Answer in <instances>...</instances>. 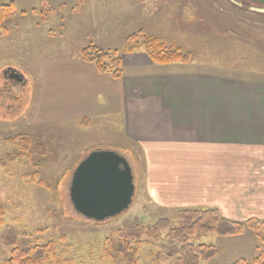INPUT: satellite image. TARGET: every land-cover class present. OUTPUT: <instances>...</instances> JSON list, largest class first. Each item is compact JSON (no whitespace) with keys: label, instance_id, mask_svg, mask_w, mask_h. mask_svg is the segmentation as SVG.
Masks as SVG:
<instances>
[{"label":"rangeland","instance_id":"rangeland-1","mask_svg":"<svg viewBox=\"0 0 264 264\" xmlns=\"http://www.w3.org/2000/svg\"><path fill=\"white\" fill-rule=\"evenodd\" d=\"M85 1L0 0V5H14L13 15L5 23L7 33L0 36V115L5 117L0 120V240L7 230L26 232L40 244L55 242L56 255L66 264H113L106 256L109 244L105 242L109 238L116 242L118 231L133 224L152 226L162 218L169 220L171 229L180 228L181 223L176 212L165 214V209L151 205L143 181L141 154L131 151L130 144L116 133L102 135L96 126L86 128L83 120L55 125L43 116L36 121L30 100L35 83L27 66L53 53L57 57L79 54L88 44L121 52L129 35L143 31L167 47H179L190 55L192 63L264 72V9L241 0ZM10 65L22 69L30 80L22 95V86L1 77ZM22 96L24 117L7 121ZM1 102L6 109L1 108ZM39 145L44 146V156L36 150ZM95 150L123 156L132 169L135 185L129 209L98 224L79 216L68 196L73 170ZM168 234L165 231L154 239L143 238L137 264H167L168 256L177 258L179 245ZM188 241L193 246L216 249L215 259L200 264L252 259L259 246L249 230L239 237L193 235ZM9 253L0 241V264L5 263ZM119 260L117 264H122Z\"/></svg>","mask_w":264,"mask_h":264},{"label":"crops","instance_id":"crops-1","mask_svg":"<svg viewBox=\"0 0 264 264\" xmlns=\"http://www.w3.org/2000/svg\"><path fill=\"white\" fill-rule=\"evenodd\" d=\"M120 56L118 80L78 54L53 53L26 65L35 83L30 100L36 121L83 120L102 135L116 133L140 152L148 200L165 214L215 209L230 221L264 219V72L192 61L158 65L142 50ZM5 71L18 76L7 82L22 86V95L26 73L10 65L3 79ZM23 99L7 121L24 117Z\"/></svg>","mask_w":264,"mask_h":264},{"label":"trees","instance_id":"trees-1","mask_svg":"<svg viewBox=\"0 0 264 264\" xmlns=\"http://www.w3.org/2000/svg\"><path fill=\"white\" fill-rule=\"evenodd\" d=\"M13 3L0 5V36L7 33L6 21L13 15ZM126 53L142 50L150 61L158 65L172 63L188 64L192 61L190 55L182 53L177 48L167 47L159 38L146 35L138 31L129 35L125 40ZM79 58L93 65L99 74H110L114 79L122 75L121 56L116 49H102L95 45L84 46L78 54ZM44 146H37V152L44 156ZM41 185V182L39 183ZM3 209L0 208V226L2 225ZM181 225L178 229H171L168 219H159L152 226L133 224L117 232V241L109 238L106 256L112 259L113 264H137L139 246L143 238L154 239L160 233L169 231L171 241L179 245L177 258H165L167 264H200L216 258L217 251L212 246L189 244L193 235L215 234L222 238L241 236L245 230L253 233L259 246L252 259L241 258L232 264H264V220L251 219L243 223L222 218L215 209H188L176 213ZM93 224H98L94 223ZM37 233H42L39 231ZM60 240H63L62 238ZM1 244L10 250L9 257L4 264H66L61 261L55 250V242L40 244L33 240L26 232L17 234L7 230L1 238ZM112 251V252H111Z\"/></svg>","mask_w":264,"mask_h":264},{"label":"water","instance_id":"water-1","mask_svg":"<svg viewBox=\"0 0 264 264\" xmlns=\"http://www.w3.org/2000/svg\"><path fill=\"white\" fill-rule=\"evenodd\" d=\"M264 6V0H244ZM135 185L128 161L110 150H95L72 172L69 201L87 221L102 223L126 212L133 200Z\"/></svg>","mask_w":264,"mask_h":264},{"label":"flooded vegetation","instance_id":"flooded-vegetation-1","mask_svg":"<svg viewBox=\"0 0 264 264\" xmlns=\"http://www.w3.org/2000/svg\"><path fill=\"white\" fill-rule=\"evenodd\" d=\"M241 1H244V0H241ZM247 3H248V2H247ZM260 8H261V9H264V6H260ZM4 75H5V78H8V79L11 80V81H14V79H15V81H16V80H19L18 76L14 75V74H13L12 72H10V71H5Z\"/></svg>","mask_w":264,"mask_h":264}]
</instances>
